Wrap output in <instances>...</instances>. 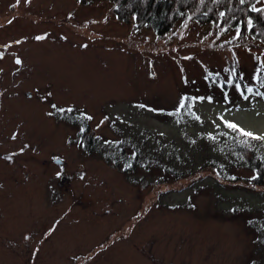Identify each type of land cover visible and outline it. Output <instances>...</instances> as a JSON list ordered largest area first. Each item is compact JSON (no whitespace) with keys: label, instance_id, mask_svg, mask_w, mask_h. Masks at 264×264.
Returning <instances> with one entry per match:
<instances>
[{"label":"rangeland","instance_id":"374dc122","mask_svg":"<svg viewBox=\"0 0 264 264\" xmlns=\"http://www.w3.org/2000/svg\"><path fill=\"white\" fill-rule=\"evenodd\" d=\"M232 40L196 23L161 39L134 32L104 0H0V49L11 42L6 51H14L0 60V264H73L80 256L90 258L84 264H244L264 236V186L226 185L220 200L210 181L194 190L190 179L160 186L148 175L139 184L86 155L79 127L54 112L86 115L104 138H115L110 119L133 137L174 140L229 124L262 136L264 83L228 102L189 89L223 71L226 59L245 82L259 65L264 73V47ZM182 91L194 99V122L162 112L177 108ZM234 206L253 209L262 236L212 215Z\"/></svg>","mask_w":264,"mask_h":264},{"label":"trees","instance_id":"16d2710c","mask_svg":"<svg viewBox=\"0 0 264 264\" xmlns=\"http://www.w3.org/2000/svg\"><path fill=\"white\" fill-rule=\"evenodd\" d=\"M75 1L79 4H91L102 0ZM104 1L110 4L111 14L116 20L123 24L131 23L134 32L150 31L158 39L172 36L182 25L196 23L207 25L218 39L233 33V45L264 47V4H259L260 0ZM247 80H250L249 84ZM263 83L264 73L260 65L245 82L238 64L226 59L223 71L207 73L196 86L189 89L194 94L204 88L208 90L206 97L209 100L216 99V95H219L220 99L228 102L232 95H245L248 90L258 91ZM180 95L182 99L177 108H163L162 112L181 120L186 118L191 122L196 121L197 117L192 110L194 99L184 91ZM55 112L56 117L64 118L69 124L79 127L76 141L86 155H100L135 182L140 180L139 184L148 183L145 180L148 175L151 176L152 185L160 186L190 179L193 182H188L189 186L194 190L206 189L199 182L210 181L216 187L217 191L213 192L220 200L226 197L222 192L226 185L244 183L253 188L264 186V138H261L264 135L246 136L237 126L234 129L229 124L213 132H203L199 136L182 131L180 137L174 140L154 132L133 137L125 134L121 125H118V122L122 123L121 120L110 119L109 126L115 132L113 139L93 132L87 124L89 118L86 115L74 116L76 111L71 108ZM135 175L139 178L132 177ZM187 205L191 206V203ZM216 209L212 215L220 220L237 221L245 230L246 236L261 235L262 228L258 223L262 219L250 214L253 209L235 206L229 211L217 212ZM254 247L249 255H262L264 258V236L257 237ZM249 255L244 264H264V259L258 262L253 257L249 260ZM87 259L90 258L77 257L73 259V264H84Z\"/></svg>","mask_w":264,"mask_h":264},{"label":"flooded vegetation","instance_id":"af4514ba","mask_svg":"<svg viewBox=\"0 0 264 264\" xmlns=\"http://www.w3.org/2000/svg\"><path fill=\"white\" fill-rule=\"evenodd\" d=\"M9 19V18H8ZM9 21H10V19L9 20H7L4 24H9ZM11 45V42H7L6 44H5V46L7 47V48H9V46ZM2 46H4V45H2ZM6 47L4 48V50H2V49H0V60H4V58L6 57V56H8V55H13L14 54V51L13 50H7L6 51ZM17 60H19L20 61V57L18 56V55H16V56H14L13 57V61L15 62V63H17L16 61ZM55 112V111H54ZM53 112V113H54ZM56 113V112H55ZM55 116H56V114H55ZM60 177H63L62 175H60ZM59 177V178H60ZM65 179V178H64Z\"/></svg>","mask_w":264,"mask_h":264},{"label":"snow or ice","instance_id":"6c2138e0","mask_svg":"<svg viewBox=\"0 0 264 264\" xmlns=\"http://www.w3.org/2000/svg\"><path fill=\"white\" fill-rule=\"evenodd\" d=\"M37 39H41V37H37ZM16 62H17V63H20L19 60H17ZM229 127L235 129V128H236V125H234V124H230ZM244 135H246V136H251L252 134H251V133H247V132H245ZM261 138H264V137H261ZM26 239H27V237H26Z\"/></svg>","mask_w":264,"mask_h":264},{"label":"water","instance_id":"95a60500","mask_svg":"<svg viewBox=\"0 0 264 264\" xmlns=\"http://www.w3.org/2000/svg\"><path fill=\"white\" fill-rule=\"evenodd\" d=\"M58 163H61V161L60 160H56Z\"/></svg>","mask_w":264,"mask_h":264}]
</instances>
